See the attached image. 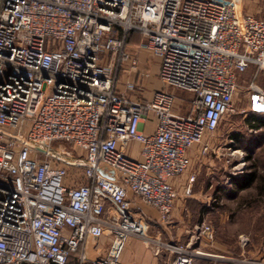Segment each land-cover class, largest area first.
Masks as SVG:
<instances>
[{
	"label": "built area",
	"instance_id": "built-area-1",
	"mask_svg": "<svg viewBox=\"0 0 264 264\" xmlns=\"http://www.w3.org/2000/svg\"><path fill=\"white\" fill-rule=\"evenodd\" d=\"M131 32L158 59L148 99L150 70ZM250 67V106L239 111L237 78ZM262 71L264 19L241 0H0V264H135L120 259L129 237L171 264H195L201 252L152 236L140 207L170 223L189 150L218 156L211 138L224 117L264 108ZM176 91L189 96L184 112ZM194 235L213 240L215 230L202 220Z\"/></svg>",
	"mask_w": 264,
	"mask_h": 264
},
{
	"label": "crops",
	"instance_id": "crops-1",
	"mask_svg": "<svg viewBox=\"0 0 264 264\" xmlns=\"http://www.w3.org/2000/svg\"><path fill=\"white\" fill-rule=\"evenodd\" d=\"M241 2L243 10L256 17H259V14L264 10L263 0H241ZM139 41L140 39L138 36H134L133 41L128 44L129 48L133 51L137 50V47L141 43H139ZM136 53L138 57L141 58V61L145 60V58H149V60L156 63L157 67L158 59L155 56L144 50H137ZM249 71H251L248 81V83H250L252 81V67L247 69L244 73L239 74L238 79ZM150 72V77L146 82V90L141 96L143 99H148L152 93V90H148V86L152 80L151 76L155 75V70L151 69ZM263 72L264 71H262L255 80L258 86L261 85H259V77ZM126 80L127 78L125 75L120 77L119 87L121 90L124 89ZM261 86H264V84ZM127 93L130 96L135 95L133 91H128ZM252 115L264 116V108L256 110V112L242 118L243 125L241 128H246L248 133H259L264 131V125L258 128H253L251 126L253 122L250 120V116ZM152 118L153 121L148 125L150 130H152L154 125V116ZM231 127L233 128L234 126L232 125ZM231 135L228 141L233 140L235 145L239 144L242 140L241 138L244 137L243 134H241L238 143ZM257 135L258 134L255 136L246 135V141L251 143L250 138H252V142L254 141L255 144V141L264 139L263 136L258 137ZM246 148H249V146L247 145ZM137 150L138 145L132 144L129 154L136 157ZM188 155L190 159L189 168L172 181L174 189L178 192V198L172 210L173 220L171 219L172 221L168 225L164 227L161 226V231H159L160 236L165 234L164 238L167 241L189 243L193 249L199 250L201 253L195 256V264H238L237 260L242 257L264 264V213L261 215L255 214L246 216L245 220L241 221L240 230L232 228L228 215L223 216V222L226 224L223 235H221L218 230H215L213 240H207L204 237L195 239L194 231L192 230L193 224L202 221L205 216L204 214L207 212V210L201 209V207L207 206L202 199L204 195L209 196L208 202L206 203L212 204L215 208H220L226 202H233L234 197L232 196L254 189V194H249V197L239 201V204L243 207L254 205L264 206V173L260 172L257 166L252 168L250 165L234 174L236 179H232V174L226 166L228 165L229 168L227 157L225 158L222 169L216 166V163L219 162L220 152H218L219 157L211 155L213 161L211 159L205 161L206 156L199 157L197 147L189 150ZM193 162H197L194 167L192 166ZM207 163L208 166H206ZM251 171L255 172L256 177L252 182L246 183L243 176ZM201 175L205 177L202 178ZM189 183L192 186V194L190 197H186L184 196V190ZM143 208H145L143 213L150 222L153 220L158 221L156 212L148 207ZM152 234L155 235L157 233L154 232ZM111 242L112 238L109 236H105L100 240L101 249L104 253H107L110 249ZM120 259L122 262L135 264H171L172 256L167 252H162L160 256H155L153 250L144 245L141 240L135 237H129L123 247Z\"/></svg>",
	"mask_w": 264,
	"mask_h": 264
},
{
	"label": "rangeland",
	"instance_id": "rangeland-1",
	"mask_svg": "<svg viewBox=\"0 0 264 264\" xmlns=\"http://www.w3.org/2000/svg\"><path fill=\"white\" fill-rule=\"evenodd\" d=\"M262 3L264 5V0ZM259 18L264 19V10H263V12H261L259 14ZM144 61L148 65V68H149L148 70H151V69L155 70V72H154L155 75L151 76L152 80L150 81L149 86H148V90L153 91L154 89L160 87V83H159L157 76H156V71H157L156 63L152 60H149V58H147V59L145 58ZM144 63H141V64L145 66L146 63L145 64ZM155 67H156V69H155ZM250 74H251V71L244 74L243 76H241L237 80V90H236V93L234 96V107L236 108V110L240 111L241 109H244L243 107L248 108L250 106L249 97H250L251 93H250L249 88H248V84H249L248 81L250 79L249 78ZM260 84L261 85L264 84V72L259 77V85ZM174 94L176 96L175 105L177 107L179 106L181 108L182 112H184L185 104H183V106H181V105H179V102H180V99L184 100L185 98H189L188 94L185 92H181V91H176ZM232 125L234 126L233 128L231 127ZM242 125H243L242 124V115H240V114H235V115L231 114V115L224 117V119L222 120V122L219 126V129L212 136L213 138H211V140H212V144L210 147L211 150L213 149L216 152L221 153L220 158L218 159L219 162L216 163V166L218 168L220 167L222 169L224 162H225V158H226L225 152H228V150H229V141H228L229 136L233 133L238 132L239 134H243L244 137L241 138L242 140L239 144H236L232 147V149H237L239 151L237 152L236 156L231 159V164H229V168H230V166H233L235 164H238V162H241V158H243V160L245 162L244 167H242V165H241L238 168L244 169L250 165H255V166H257V168L260 172L264 173V141H263L264 139L260 140V141H255V144H254V141L252 142V138H250L251 143H248V141H246V139H247L246 135H254L255 136L256 134H258L257 135L258 137L263 136V138H264V131H261L259 133H253V132L248 133L246 128H244L245 130L243 128H241ZM251 144H253V145H251ZM247 145L249 146V148H246ZM66 148L69 149L70 147L66 146ZM211 155H213L212 151H210L209 155L206 156L205 161H209L212 158ZM248 156H249V158H248ZM196 164H197V162H193L192 166L194 167ZM206 166H208V163ZM226 166H227V169H229L228 165H226ZM237 170L240 171V169H237ZM201 176H202V178L205 177L204 175H201ZM209 191H210V189H209ZM249 194H254V189L246 191L244 193L243 192L238 193L237 195L232 196V197H234V201L233 202H226L220 208H215L212 206V204L206 203V202H208L209 196H207V195L202 196V199L205 202L204 204L205 205L207 204V206L201 207V209L203 208V209H205V211L207 210L206 214H204L205 216H204L203 220H206L207 222L212 224L214 230H218V232L221 235H223L224 227L226 226V224L223 222L222 218H223V216L228 215L229 221H231L232 228L233 229L235 228L236 230H240L239 227L241 225V221H244L246 216L255 215V214L261 215L262 213H264V206L254 205V206L243 207L239 204V201L248 198ZM141 208H143V207L141 206L140 209ZM144 209L145 208L141 209V211L144 212ZM200 222L193 224V226H192L193 231H194V226L196 224H199ZM151 224H152L151 228H150L151 230L149 231L151 234L154 233V230L161 231V226H163V227L165 226L164 224H162L156 220L155 221L153 220L151 222ZM152 236H155V235H152ZM164 236H165V234L161 235L160 240L166 241ZM141 242L144 245H146L143 240H141ZM149 248H151V247H149Z\"/></svg>",
	"mask_w": 264,
	"mask_h": 264
},
{
	"label": "trees",
	"instance_id": "trees-1",
	"mask_svg": "<svg viewBox=\"0 0 264 264\" xmlns=\"http://www.w3.org/2000/svg\"><path fill=\"white\" fill-rule=\"evenodd\" d=\"M134 36H138V38L140 39L139 43L142 42L143 38H142V36L139 33H137V32H131L128 35L127 44H129V43H131L133 41ZM250 68H248V69H250ZM252 69H253V72H252V75H253V73H254V67H252ZM250 120L253 122L251 124V126L253 128H258L261 125H264V116L252 115V116H250ZM231 136L239 143L240 138H241V134H239L237 132V133H233ZM248 158H249V156H248ZM251 167L252 168H255L256 166L255 165H251ZM235 177L236 176L232 175V179H236ZM255 177H256V175H255V172L254 171H251L247 175L243 176V178H245L246 183L252 182V180L255 179Z\"/></svg>",
	"mask_w": 264,
	"mask_h": 264
}]
</instances>
